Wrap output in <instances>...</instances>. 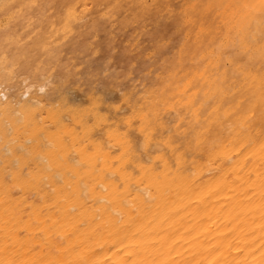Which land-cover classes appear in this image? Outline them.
Here are the masks:
<instances>
[{
	"label": "bare ground",
	"instance_id": "obj_1",
	"mask_svg": "<svg viewBox=\"0 0 264 264\" xmlns=\"http://www.w3.org/2000/svg\"><path fill=\"white\" fill-rule=\"evenodd\" d=\"M261 2L0 0V264H264Z\"/></svg>",
	"mask_w": 264,
	"mask_h": 264
},
{
	"label": "rangeland",
	"instance_id": "obj_2",
	"mask_svg": "<svg viewBox=\"0 0 264 264\" xmlns=\"http://www.w3.org/2000/svg\"><path fill=\"white\" fill-rule=\"evenodd\" d=\"M125 3H126V2H125ZM128 5H129V4H128ZM100 6L103 7V6H105V5L102 4V5H100ZM101 7H100V8H101ZM106 7H107V6H105V8H104L103 10H101V9H102V8H101V9H100L101 11H99L98 13L101 14L100 12H102V11L105 13L107 10H110L109 8L107 9ZM124 7H125V6H123V8H122L121 10L123 11V10L126 8L125 10L127 11V9H128L129 12H125V10H124V14H123V13H122V14L124 15V17L126 16L127 13H128V14H131V15H129V17H130V19H131L132 14H133V10L130 11L131 8H127V7L124 8ZM97 8H98V7H97ZM98 9H99V8H98ZM105 9H107V10H105ZM104 10H105V11H104ZM87 11L90 12L89 10H87ZM110 11H111V12H109L110 15H111L112 13H113L112 15H116L120 10L117 9L116 11H118V12H116V13H115V10H114L113 12H112V10H110ZM122 11H120V12H122ZM48 12H50V11L48 10ZM91 12H92V11H91ZM91 12H90V13H91ZM120 12H119V13H120ZM86 13H87V12H86ZM90 13H89V14L87 13V16L85 15L86 18H88V20L91 19V17L94 15V14L92 15V13H91V14H90ZM125 13H126V14H125ZM122 14H118V15H122ZM128 14H127V15H128ZM88 15H92V16H88ZM106 15H108V13H106ZM110 15L108 16L109 18H108V17L104 18V17H105V16H104L103 18H104L105 20L102 19V16H101V18L99 17L98 20L100 19V21H99L100 23H102V22L105 23L106 21H108V22H106L107 25L104 24L105 26H104V25L102 26V24H99V25H101L103 29H105L106 27H108V28H107L108 30H109V26H110V31H109V32L113 31V33H112V32L109 33L107 30L102 31V33L105 32V34L103 33L104 36L106 35L107 37H110V36L107 35V34L109 33V35L112 34V35H111V37H112L113 35L115 36V34H116L115 39L117 38V41H119V42H120V39H121L122 43H115L116 41H113V39H112L113 37H112V38L110 37V38L112 39V42H114V44L116 45V48H117V49H118V45H117V44H119V45L121 44L122 47H123L122 44H125V46H127L128 44H130L132 47H134V50H133V48L130 46V48H132V51H131L132 53L130 52L131 54H129V55H131V57H132V54H133V53H135V56H136V52H135L136 50L139 52V53L137 52V55H139V54H141L140 51H141V50L143 51V49H141V48H144L145 45H147V47H148V46L150 47V45L152 44V42H150V44H149V40L151 41V39L149 38V36L151 37V35H149V33H150V31H151L154 27L157 28V26H155V24H156L155 22L153 23V25H152V23H151V20L153 21V19H151V20L148 19L150 22H149L148 20H143L144 23H140L139 21H141V20H133V21L131 20V21H132V24H131L130 21H129L130 23L128 22V23H129V24H128L127 21L130 20V19L126 20V19H124V18H121L122 20H121L120 22H122L123 20H124V22H125V25H124V23L121 25V26H124V28L121 27V28H123V32H122V30H120L121 28L118 27V26H120V25H118V24H121V23H119L120 18L116 19L117 17L114 16V17H116V18L113 19V16H112V15L110 16ZM119 17H122V16H119ZM127 17H128V16H127ZM129 17H128V18H129ZM43 18H44V17H43ZM86 18H84V19H86ZM111 18H112V19H111ZM125 18H126V17H125ZM132 18H133V17H132ZM84 19H82L81 22H80V20H79V24H81V23L83 24L84 21H86V22L84 23V25H81L82 28H81L80 26H79V27H80L81 29H83V26H84V28H87V29H88L89 27L86 26V23H87L88 20H84ZM107 19H108V20H107ZM109 19H110L111 21H110ZM169 19H170V18H169ZM101 20H102V22H101ZM113 20H115V21H113ZM117 20H118V21H117ZM91 21H92V20H89V22H91ZM109 21L114 23L113 26L110 25L111 23H110ZM134 21H135V23H134ZM136 21H137L138 23H136ZM89 22H88V23H89ZM117 22H118V23H117ZM88 23H87V24H88ZM115 23L118 25L117 27L119 28L117 31L122 33V34H119V33H118V34L121 35V36H119L117 33H115V32H117L116 29H115V28H116V24H115ZM90 24H91V23H90ZM90 24H88V25H90ZM114 25H115V26H114ZM127 25H128V26H127ZM125 26H126V27H125ZM153 26H154V27H153ZM79 27H78V28H79ZM104 27H105V28H104ZM112 27H114V28H112ZM152 27H153V28H152ZM80 28H79V29H80ZM111 29H112V30H111ZM99 30H100V29H99ZM154 30H156V29H154ZM154 30H153V31H154ZM100 31H101V30H100ZM114 31H115V32H114ZM98 32H99V31H98ZM98 32H96V34H97ZM106 32H108V33L106 34ZM102 33L99 32L98 34L101 36ZM152 33H153V32H152ZM152 33H151V34H152ZM93 34L96 35L95 33H93ZM98 34H97V35H98ZM91 35H92V34H91ZM91 35H90V38H91L90 41L92 40V38H93V40L96 39L97 35L95 36V38H94V35H93L92 37H91ZM99 35H98V37L100 38ZM102 36H103V35H102ZM104 36H103V37H104ZM106 36H105V39H104L105 41H106ZM75 37H76L77 39H80V38H79V37H80L79 35H78V36L75 35ZM98 37H97L96 40H94V41L92 40V42L94 43V42L96 41L95 44H97V42H98V41H97V40H98ZM118 37H120V38H118ZM121 37H122V38H121ZM101 38H102V37H101ZM101 38H100V39H101ZM100 39H99V40H100ZM115 39H114V40H115ZM123 39H124V40H123ZM104 40H103V38H102V44H103V41H104ZM107 40H109V38H107ZM110 41H111V40H110ZM129 41H130L131 43H130ZM124 42H125V43H124ZM126 42H127V43H126ZM128 42H129V43H128ZM132 42H137V43L140 42V45H141V46H139L140 48H139L138 46L136 47V45H139V44H136V43H135L136 45L133 46L134 44H133ZM106 43H107V41H106ZM126 44H127V45H126ZM132 44H133V45H132ZM115 45L113 46V48L115 47ZM143 45H144V46H143ZM128 46H129V45H128ZM119 47H120V46H119ZM135 47H136V48H139V49H141V50L139 51L138 49H135ZM149 47H148V48H149ZM116 48H115V49H116ZM123 48H124V47H123ZM128 48H129V47H127V49H128ZM130 48H129L128 51L131 50ZM148 48H145L146 51H147V53H150V55H152V53H154V51H152V50H153V49H152V46L149 48V51L151 50L152 52H149V51L147 50ZM120 49H122V48H120ZM120 49H119V50H120ZM124 49H125V48H124ZM145 49H144V50H145ZM113 50H114V49H113ZM117 51H118V50H117ZM121 51H122V50H121ZM128 51H127V52H128ZM98 52H99V51H98ZM100 52H102V51H100ZM100 52H99V53H100ZM104 52H105V51H104ZM104 52H103V53H104ZM114 52L116 53V50H115ZM99 53H98V54H99ZM103 53H102V54H103ZM128 53H129V52H128ZM96 54H97V53L94 54L96 57H99V56H100V54H99V56H97ZM105 54H107V53L105 52ZM105 54H104V55H105ZM118 54H119V53H118ZM116 55H117V54H116ZM116 55H115V56H116ZM82 56H83V55H82ZM82 56H81V57H82ZM83 57H84V56H83ZM101 57H103V56H100L99 58L101 59ZM137 57H138V56H137ZM150 57H151V56H150ZM152 57H153V56H152ZM154 57H155V56H154ZM89 58H90V57H89ZM94 58H95V57H94ZM94 58H93V59H94ZM107 58H108V57H107ZM133 58H134V60L136 59L135 57H133ZM79 59L81 60V59H83V58H80V57H79L77 61H79ZM95 59H96V58H95ZM95 59H94L93 61H95V62L97 63V60H95ZM108 59H109V58H108ZM110 59H112V57H111ZM110 59H109V60H110ZM115 59H117V58L115 57ZM115 59L113 58V59H112V60H113L112 62H114ZM85 60H86V59H84V60H82V61L85 62ZM87 60H88V59H87ZM109 60H108V62H109ZM117 61H118V59H117ZM139 61H140V59H139ZM80 62H81V61H80ZM80 62H79V65H80V66L78 67V70L82 67L81 65L83 64L82 62H81L82 64H80ZM90 62H91V61H90ZM90 62H89L88 64H90ZM112 62H111V63H112ZM115 62H116V61H115ZM127 62H130V61L127 60ZM77 63H78V62H77ZM85 63H86V62H85ZM96 63H95V64H96ZM116 63H117V62H116ZM116 63H115V65H116ZM120 63H121V62H120ZM133 63H134V64H133ZM133 63H132L133 65L136 64L135 61H134ZM137 63H138V62H137ZM139 63H140V62H139ZM107 64H109V66H111L110 62L107 63ZM118 64H119V63H118ZM118 64H117L115 67H114V66L111 67V69L116 68V67L118 66ZM125 64H127V63H126V62L122 63V65H123L122 71H123V72H124V70H125V68H124V67H125V66H124ZM84 65H86V64H84ZM84 65H83V66H84ZM113 65H114V64H113ZM77 66H78V65H77ZM119 66L122 67L121 65H119ZM120 67H117V69L119 70ZM135 67H136V66H135ZM82 68H83V67H82ZM85 68H86V67H84V69H83L84 72H82L81 74H83V73L86 74V73H87V72L85 71ZM117 69H114V70L116 71ZM120 69H121V68H120ZM123 69H124V70H123ZM133 70H134V67H133ZM79 71H80V70H79ZM80 72H81V71H80ZM123 72H121V70H120V71H119V74H120V73H123ZM134 72H135V70H134ZM137 73H138V72H136L135 74H133V73H132V74H133V75H136ZM122 77H123V76H122ZM77 92H78L79 94H78V93H75V95H76V94H77V96L79 95V97L82 98V100H83L84 97L81 96L82 94L80 95L81 91H80V92L77 91ZM79 97H78V98H79ZM80 98H79V99H80Z\"/></svg>",
	"mask_w": 264,
	"mask_h": 264
},
{
	"label": "snow or ice",
	"instance_id": "obj_3",
	"mask_svg": "<svg viewBox=\"0 0 264 264\" xmlns=\"http://www.w3.org/2000/svg\"><path fill=\"white\" fill-rule=\"evenodd\" d=\"M189 7H192V6H189ZM261 12H262V15H264V0H262V2H261ZM262 38H264V33H262ZM124 135L127 136V133L125 132ZM170 146L171 147H175V144L174 143H170ZM262 147H264V144H262ZM182 156H183V153H181V157ZM261 196H262V199H264V180H262Z\"/></svg>",
	"mask_w": 264,
	"mask_h": 264
}]
</instances>
